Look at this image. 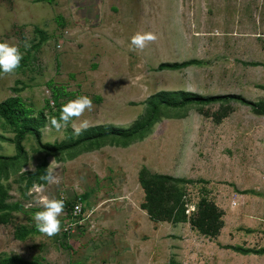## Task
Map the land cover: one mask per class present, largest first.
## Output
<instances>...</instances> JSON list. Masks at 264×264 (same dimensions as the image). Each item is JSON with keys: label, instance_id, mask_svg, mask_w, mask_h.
Returning <instances> with one entry per match:
<instances>
[{"label": "rangeland", "instance_id": "374dc122", "mask_svg": "<svg viewBox=\"0 0 264 264\" xmlns=\"http://www.w3.org/2000/svg\"><path fill=\"white\" fill-rule=\"evenodd\" d=\"M34 29L45 39L15 75L0 78V101L15 97L32 116L41 112L42 143L66 140L67 132L75 136L71 125L83 119L90 126L106 123L122 129L141 123L149 112L148 100L162 91L235 94L258 102L257 110L264 111V0H0V42L18 46L25 56L29 48L24 43L38 40ZM144 32L158 39L143 51H129L131 37ZM188 59L198 62L177 70L156 69L162 62ZM81 95L92 99L93 111L66 129H51L49 119ZM229 103L234 110L226 128L216 122ZM254 118L249 106L234 100L162 105L141 139L54 154L41 151L34 136L26 134L21 156L0 160V259L218 264L207 253V239L191 225L203 229L207 224L209 196L229 195L230 189L222 186L230 165L224 150L264 141V131L253 129ZM13 138V129L0 118V155L14 154ZM240 153V163H249ZM42 160L46 173L51 169L59 183L41 179L26 186L25 172ZM147 171L192 181L157 179ZM243 179L248 181L246 175ZM45 197L65 203L61 232L52 238L38 232L33 219L43 210ZM182 200L199 203L185 215ZM74 203L80 214L65 228V213ZM140 205L151 215L147 219L137 210ZM21 228L27 233L17 240L13 234Z\"/></svg>", "mask_w": 264, "mask_h": 264}, {"label": "trees", "instance_id": "16d2710c", "mask_svg": "<svg viewBox=\"0 0 264 264\" xmlns=\"http://www.w3.org/2000/svg\"><path fill=\"white\" fill-rule=\"evenodd\" d=\"M34 32L38 36V40L35 44L31 45L28 52L21 61V67L25 65L27 58L29 57V53L31 50H34L38 44L44 40V35L37 29H34ZM198 61L196 59H188L181 62H174V63H166L162 62L159 63L156 69L161 70L162 68L169 69V70H177L181 68H185L189 65L195 64ZM20 67V68H21ZM19 68V69H20ZM15 91V90H14ZM177 97H179L177 99ZM229 100H234L242 105L249 106L251 111L256 114H263L264 111H258V102H251L249 100L244 99L242 96L235 95V94H219V95H209V96H199L193 93L187 92H158L155 96L151 97L147 105L149 106V112L146 118L141 123H135L128 128H119L112 126L110 124H101V125H93L89 126L86 131H83L79 136H72L71 133L67 132L66 140L60 142H53V143H42L39 140V128L42 126L43 115L41 112H37L36 115L32 116L30 111L23 107L22 103L19 101L18 98L15 97H8L2 101H0V118L3 120L5 124L10 126L14 131V138L12 143L13 148V155L11 156H3L0 155V160L12 162L18 159L22 154V149L20 146V142L22 138L26 134H31L35 138V144L37 147L43 151L44 153L54 154L59 152H70V150L79 147L80 150L88 151L97 149L104 144L109 146H124L128 144L129 140L132 138L141 139L142 135L151 123L155 120L157 111L159 107L164 105V107H172V108H179L183 107L186 104L196 103L199 105H207L213 103H221V102H228ZM264 104V102H262ZM72 157V154L71 156ZM144 171V170H142ZM28 177L26 178V186L31 185L35 180H41V177L46 175V161L42 160L40 165L34 169L25 172ZM149 176H153L157 179H164L173 182H180V183H187L191 182L190 180L172 177L165 174H152L148 171L145 172ZM143 181V180H142ZM141 183L143 184L144 181ZM144 185V184H143ZM143 191H144V187ZM145 195V193H144ZM182 197V196H181ZM182 199V198H181ZM199 202L193 204L194 209L197 207ZM184 201H181L180 211L184 214L183 205ZM196 206V207H195ZM143 210L146 208L143 205H140ZM145 208V209H144ZM207 224L204 223V227L198 228V224H190L196 231L200 232L203 235H214L218 226V217L219 213L217 210L214 209L213 205L207 201ZM150 217L151 215L148 213L147 209L145 210ZM214 212L213 214H209ZM202 215V214H200ZM214 217V218H213ZM216 217V218H215ZM173 221H177L174 218ZM213 221V224H212ZM27 231L23 228L15 230L13 237L17 240H21ZM240 252H246L247 250H243L240 248H236ZM0 264H30L19 256L11 255L5 258L0 259Z\"/></svg>", "mask_w": 264, "mask_h": 264}, {"label": "crops", "instance_id": "0c3cea01", "mask_svg": "<svg viewBox=\"0 0 264 264\" xmlns=\"http://www.w3.org/2000/svg\"><path fill=\"white\" fill-rule=\"evenodd\" d=\"M228 105L225 113L220 115L216 122L226 128L234 110L230 103ZM252 115L255 117L253 129L263 132L264 115L253 112ZM241 151L250 159L249 163L243 165L240 163ZM224 153L225 161L230 165L227 174L222 178L226 182L222 186L229 188L230 191L225 190L226 194H229L227 197L219 199L215 194L212 200L210 196V199L207 198L219 213V224L215 234L207 237L201 234L207 239V253L214 254L213 260L215 259L218 264L229 261V264H264V141H255L246 149L226 148ZM244 175L248 181L243 179ZM211 183L210 180L207 185ZM208 194L212 195L214 192L210 191ZM230 201H235L236 204L231 205ZM137 210L143 213L145 219L149 217L142 208ZM236 248L247 251L240 252Z\"/></svg>", "mask_w": 264, "mask_h": 264}, {"label": "clouds", "instance_id": "9594fccd", "mask_svg": "<svg viewBox=\"0 0 264 264\" xmlns=\"http://www.w3.org/2000/svg\"><path fill=\"white\" fill-rule=\"evenodd\" d=\"M157 39V35L153 32L136 33L131 37L129 51H143L149 44L155 43ZM23 46L25 49L31 47L28 42H25ZM22 59L23 54L18 46L10 45L7 42H0V78L15 75L21 67ZM93 109L94 104L90 97L84 95L78 96L61 106L58 117L53 116L49 119V126L51 129L59 132L61 129L68 128L73 120H80L86 112H91ZM71 126L73 134L79 136L89 128L90 121L83 119L78 126L74 123ZM41 179L50 184L59 183V178L52 175L51 169ZM37 187L41 191L44 189L43 185H38ZM64 208V200L45 197L43 210L36 212L33 216L36 230L49 238L59 235L61 232L59 217L64 213Z\"/></svg>", "mask_w": 264, "mask_h": 264}, {"label": "built area", "instance_id": "2783aa9c", "mask_svg": "<svg viewBox=\"0 0 264 264\" xmlns=\"http://www.w3.org/2000/svg\"><path fill=\"white\" fill-rule=\"evenodd\" d=\"M230 204L231 205H235L236 202L235 201H230ZM182 206H183V211H184L185 215H188L190 212L194 211L193 210V204L184 202V204ZM79 207L80 206H79L78 203H74V204H72L69 207V209L65 213V216H67V219H66L67 223H66V227L65 228H68V227H71L72 225H74L76 219L78 218V216L80 214V211H79L80 208Z\"/></svg>", "mask_w": 264, "mask_h": 264}]
</instances>
